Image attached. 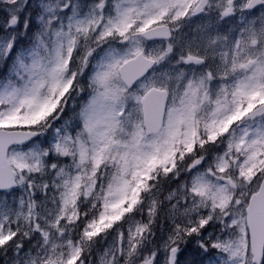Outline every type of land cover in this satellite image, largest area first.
<instances>
[{
	"label": "snow or ice",
	"instance_id": "obj_1",
	"mask_svg": "<svg viewBox=\"0 0 264 264\" xmlns=\"http://www.w3.org/2000/svg\"><path fill=\"white\" fill-rule=\"evenodd\" d=\"M0 264H264V0H0Z\"/></svg>",
	"mask_w": 264,
	"mask_h": 264
}]
</instances>
